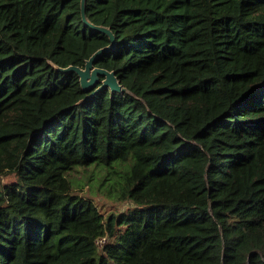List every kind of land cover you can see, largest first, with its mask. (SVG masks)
Segmentation results:
<instances>
[{"label":"trees","instance_id":"trees-1","mask_svg":"<svg viewBox=\"0 0 264 264\" xmlns=\"http://www.w3.org/2000/svg\"><path fill=\"white\" fill-rule=\"evenodd\" d=\"M85 16L125 91L61 70L111 44L82 0H0V264H264V0ZM74 171L132 207L105 216Z\"/></svg>","mask_w":264,"mask_h":264},{"label":"water","instance_id":"water-1","mask_svg":"<svg viewBox=\"0 0 264 264\" xmlns=\"http://www.w3.org/2000/svg\"><path fill=\"white\" fill-rule=\"evenodd\" d=\"M82 16L85 24L89 25L92 29L96 31L107 34L110 37L111 44L95 52L86 61L84 68L78 66H69L61 70L63 72H76L80 78V83L84 90H90L95 88L100 82L101 77H103L101 84L95 88L91 96L106 88H109L112 93L125 91L126 89L120 84L114 71H108L107 69L95 66V62L97 61L98 57L102 55V53H104L105 51H110L115 46L116 40L113 32L107 27L96 26L87 20L85 16V0H82Z\"/></svg>","mask_w":264,"mask_h":264},{"label":"rangeland","instance_id":"rangeland-1","mask_svg":"<svg viewBox=\"0 0 264 264\" xmlns=\"http://www.w3.org/2000/svg\"><path fill=\"white\" fill-rule=\"evenodd\" d=\"M88 171H93L92 167L88 169ZM103 172H94L91 176L95 177L96 180L100 179L101 177L106 178V170L103 169ZM92 173V172H91ZM83 171H74L71 176L74 180H79L81 184H84L82 187H78L75 192L79 193L81 196L86 197L94 202L95 205L98 206L99 210L105 215L108 216L110 213L115 212H124L128 208L132 207V203L124 202L120 203L111 199L103 193V191L99 190L97 187V183L94 181L93 183H87V178L84 179ZM12 175H2L0 176V182L3 184L12 181ZM75 184V182L73 181Z\"/></svg>","mask_w":264,"mask_h":264},{"label":"built area","instance_id":"built-area-1","mask_svg":"<svg viewBox=\"0 0 264 264\" xmlns=\"http://www.w3.org/2000/svg\"><path fill=\"white\" fill-rule=\"evenodd\" d=\"M104 242H105L104 240H99V241H98V244H99V246H101V247H102V246H103V244H104Z\"/></svg>","mask_w":264,"mask_h":264}]
</instances>
